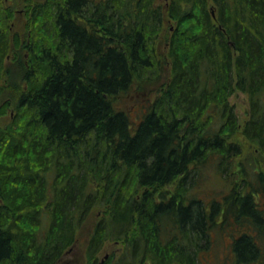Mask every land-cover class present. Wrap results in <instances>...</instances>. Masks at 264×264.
<instances>
[{
  "label": "trees",
  "instance_id": "1",
  "mask_svg": "<svg viewBox=\"0 0 264 264\" xmlns=\"http://www.w3.org/2000/svg\"><path fill=\"white\" fill-rule=\"evenodd\" d=\"M32 1L44 40L11 67L26 108L0 128V264H57L83 233L85 264L108 242L117 264H203L219 233L233 264H264V0H168L162 19L160 0Z\"/></svg>",
  "mask_w": 264,
  "mask_h": 264
},
{
  "label": "rangeland",
  "instance_id": "2",
  "mask_svg": "<svg viewBox=\"0 0 264 264\" xmlns=\"http://www.w3.org/2000/svg\"><path fill=\"white\" fill-rule=\"evenodd\" d=\"M0 2L5 5V8L9 10L10 15V40L11 47L8 52L6 59V68L13 69L15 64L23 65V70L28 69L29 66V53L31 51L30 47L25 43V37L30 30V18L27 12V3L25 0H0ZM15 43V44H14ZM15 65V68L18 67ZM18 76V75H16ZM17 89V87H16ZM8 97L6 101L10 100V95L14 94V91L7 92ZM135 98L128 101L125 99L123 106H127L131 113L132 120H137L136 112L141 107V102L135 101ZM231 104L235 106L236 113L239 117L240 122L243 124L248 118V109H249V99L248 97L240 92L236 91L233 96L230 98ZM221 183L222 181L218 178L213 181ZM213 183V182H211ZM210 183V184H211ZM205 184L204 188L200 191L201 194H206L211 192V186ZM220 189V188H219ZM207 195V194H206ZM225 232V231H224ZM227 233H219L218 235L213 234L214 243L212 248L205 252L203 255V264H233L232 259L230 258V247L228 250L227 245H230V238L227 237ZM77 243L71 247L67 253L63 256L62 260L58 264H85L86 262V245L88 241V236L86 233H83L79 236ZM124 251L123 244L111 243L108 242L103 250L99 254V261H103L104 264H117L118 259L121 257Z\"/></svg>",
  "mask_w": 264,
  "mask_h": 264
},
{
  "label": "bare ground",
  "instance_id": "3",
  "mask_svg": "<svg viewBox=\"0 0 264 264\" xmlns=\"http://www.w3.org/2000/svg\"><path fill=\"white\" fill-rule=\"evenodd\" d=\"M194 1L195 3L200 1V0H192ZM211 3H213L214 5H224L227 7V5H233L234 4V0H209ZM223 2L224 4H222L221 2ZM25 2L27 3V7L29 6V4L33 5L34 2L32 0H25ZM170 1L168 0H160L159 4L163 5L165 8H160V6L157 4L155 7L156 9H154V13L156 14H151V17H155V19H162L163 17H165L166 14H170V12H172V9L169 10V5ZM2 6L5 8V5L2 4ZM2 7V8H3ZM159 7V8H158ZM6 9V8H5ZM169 10V11H168ZM174 10V8H173ZM176 10V9H175ZM7 12H10L9 10L6 9ZM213 16L216 15V9L212 12ZM44 24L42 25V27L44 28ZM38 26H36L35 24L32 23V19L30 17V30L29 32L27 33V36L25 37V43L26 44H29L30 46H32L33 44V41L35 39H37V37L40 35L41 31L37 28ZM226 32V30H225ZM35 34H37L35 36ZM40 39L44 40L43 38V35L41 36L40 35ZM228 40V43L229 45L232 47V43H233V40L232 38L226 36V41ZM15 44V43H14ZM10 47H11V43L9 44V48H7V52L10 51ZM9 57V56H8ZM7 57L5 58V61H6ZM6 62L5 63H1L0 62V90L2 89L4 91V93L1 94L0 96V128H8V126L10 124H13V121L15 120L14 117L17 116L16 114V109L14 108H26V103L24 101L25 97L21 96V95H18L17 96V99H15V97H12V100L10 99L9 101H4L7 99L8 97V94L7 92H11V91H14L17 83H18V80H23L26 78L25 74L22 72L20 73V71L18 73H14L10 68H6ZM23 65H19V68H22ZM18 75V76H16ZM29 77V75H28ZM6 93V96H4L3 94ZM143 109L144 108H140L136 114H137V120L138 118L141 117L142 115V112H143ZM14 119V120H13ZM2 126H5V127H2ZM63 162V161H62ZM61 162V164H62ZM56 165V164H54ZM54 197V195H52ZM51 196V197H52ZM179 202H180V199L177 198L174 200V203H172L173 207H178L177 205H179ZM49 209V208H48ZM150 226V225H149ZM40 235L39 233L36 234L35 236V240L37 241L39 239ZM80 238V237H78ZM140 238V237H139ZM179 236L178 235H170L169 238L167 240L162 241L163 239H161L159 237V241L161 242H164L163 243V246H166V245H169L171 248H175L176 246V243L177 245L182 243V241H179V240H182V239H178ZM177 239V240H176ZM138 240L135 239V238H129V240L126 242V244H134V243H137ZM142 249H144V247H139L138 248V251H140ZM60 256L56 257L55 260L58 261L60 260L61 258H59ZM230 257L233 261V263L235 262V256L233 253H230ZM142 260V257L140 259V261ZM140 261L136 262L135 261V264H140ZM59 263V262H58ZM57 263V264H58ZM92 264H101L100 262L98 261H95L94 263Z\"/></svg>",
  "mask_w": 264,
  "mask_h": 264
},
{
  "label": "flooded vegetation",
  "instance_id": "4",
  "mask_svg": "<svg viewBox=\"0 0 264 264\" xmlns=\"http://www.w3.org/2000/svg\"><path fill=\"white\" fill-rule=\"evenodd\" d=\"M115 243H117V244L119 243V244H120V242H115ZM62 258H63V257H62ZM61 260H62V259H60L59 262H60ZM99 262H100L101 264H104L103 261H102V262L99 261Z\"/></svg>",
  "mask_w": 264,
  "mask_h": 264
},
{
  "label": "water",
  "instance_id": "5",
  "mask_svg": "<svg viewBox=\"0 0 264 264\" xmlns=\"http://www.w3.org/2000/svg\"><path fill=\"white\" fill-rule=\"evenodd\" d=\"M0 191H1V189H0Z\"/></svg>",
  "mask_w": 264,
  "mask_h": 264
}]
</instances>
